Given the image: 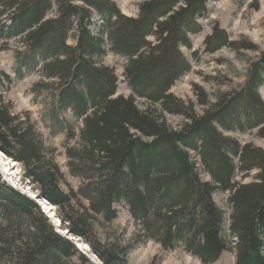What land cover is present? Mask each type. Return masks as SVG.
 I'll list each match as a JSON object with an SVG mask.
<instances>
[{
  "label": "trees",
  "instance_id": "16d2710c",
  "mask_svg": "<svg viewBox=\"0 0 264 264\" xmlns=\"http://www.w3.org/2000/svg\"><path fill=\"white\" fill-rule=\"evenodd\" d=\"M209 1L144 0L130 17L113 0H0V22H10L0 24V35L6 42L20 38L26 48L18 54L20 69L40 66L54 82L53 116L56 108L73 117L55 118L50 128L64 135L65 173L60 149L33 114L16 113L0 95V151L20 166L36 196L55 207L61 228L98 260L0 175V264H129L133 242L150 241L164 250L183 246L203 264L225 252L235 253L236 264H264V149L226 134L257 129L264 138V52L239 91L212 102L196 86L202 114L171 93L192 70L184 49L193 50L191 37L203 31L198 17L208 13ZM253 4L260 10L258 0ZM205 46L209 54L257 50L231 41L218 24ZM109 55L126 60L131 96L118 95V71L104 63ZM13 82L0 73V87ZM137 99L150 106L142 110ZM166 115L181 116L184 124L175 129ZM218 193L228 194L229 219ZM119 205L137 228L126 241L111 234Z\"/></svg>",
  "mask_w": 264,
  "mask_h": 264
},
{
  "label": "rangeland",
  "instance_id": "374dc122",
  "mask_svg": "<svg viewBox=\"0 0 264 264\" xmlns=\"http://www.w3.org/2000/svg\"><path fill=\"white\" fill-rule=\"evenodd\" d=\"M113 1L119 5L125 15L136 17L139 14L138 6L144 0ZM253 2L254 0L247 2L244 0H210L208 13L198 17L203 31L191 37L193 50L184 49L190 59L192 70L176 82L171 90V93L187 104L193 103L198 114H202L204 110L198 103L195 91L196 86L202 87L212 102H215L216 98L223 93H235L245 84L250 65L258 62L261 53L264 52V2L262 3L258 0L260 5V10L258 11L253 8ZM94 20L97 25H102L100 16L95 15ZM0 24H6L7 26L10 22H0ZM216 24L228 33L231 41L249 43L257 47V50L242 48L234 50L224 47L215 54L207 53L205 42L213 33V28ZM25 51L26 48L20 38L6 42L0 35V73L9 75L14 81L12 85L5 83L3 87H0V95H3L4 99L14 106L16 113L29 111L33 114V118L37 121L40 130L46 135L47 141L60 149L58 161L62 170L68 173L62 147L64 135L61 133L54 135L50 128L53 127L55 118H59V121H70L73 119L72 111L70 109L57 111L55 108V116H53V109L50 106L56 95L54 82L44 78L40 66L35 70H28L26 67L20 69V57L18 54ZM125 62V59L112 55L104 59L106 65L115 67L118 71L117 73L120 77L118 95L129 97L132 95V91L124 81ZM38 84L41 85L36 87ZM260 95L264 100V86L260 90ZM137 103L142 110L150 106L148 101L142 99H137ZM166 120L175 129H180L185 121L183 117L178 115H166ZM226 134L239 140L243 145L251 143L264 149V138L260 137L257 129L245 132H227ZM192 159L193 161L197 160L198 155L192 153ZM9 160L0 151V175L3 180L27 196L36 198V193L31 189V186L23 182L20 166ZM255 174L256 172L252 176ZM203 178L209 179L206 174H203ZM240 179L241 177H239ZM71 181L73 180L71 179ZM251 181L252 178L245 180L247 183ZM39 200L38 198L36 201L40 203ZM215 200L225 210L226 218L229 219L231 208L228 203V194L218 193L215 196ZM48 206L50 209L53 208L47 203H44L42 208L49 214ZM117 208L120 214L113 225L111 234L114 233L118 237L121 236L122 241L132 239L137 231L136 224L127 207L119 205ZM52 211H54V208ZM57 222L55 220L57 225L61 224ZM56 228L61 234L66 236V231L61 228V225ZM103 233L105 232L103 231ZM72 240L75 241V239ZM75 244L92 262H98L87 245L85 246L80 241H75ZM133 245L134 249L129 255V264H203L199 259L189 254L183 246H178L175 250H164L160 244L153 241L145 244L133 242ZM215 264H236V255L233 252H225Z\"/></svg>",
  "mask_w": 264,
  "mask_h": 264
},
{
  "label": "water",
  "instance_id": "95a60500",
  "mask_svg": "<svg viewBox=\"0 0 264 264\" xmlns=\"http://www.w3.org/2000/svg\"><path fill=\"white\" fill-rule=\"evenodd\" d=\"M9 159V158H8ZM9 161H13V163H16L14 160H9ZM17 164V163H16ZM16 166V165H15ZM32 199H34L35 201L38 199V197H36V198H32ZM40 201V205L41 206H44V203H47V204H50V203H48L47 201H45V200H39ZM43 202V203H42ZM53 206V205H52ZM53 208H54V212H55V207L53 206ZM44 209H45V207H44ZM45 213L47 214V216L52 220V223H53V225L54 226H56L57 227V224L55 223V220L53 219V218H51V216L47 213V211H45ZM54 215H56V213L54 214ZM57 219L59 220V218L57 217ZM60 221V220H59ZM61 223V222H60ZM61 225V224H60ZM58 231V230H57ZM59 232V231H58ZM60 233V232H59ZM66 236L68 237V238H70L71 237V235L68 233V232H66ZM72 239H75V238H72ZM75 241H77V242H79L80 240H78V239H75ZM86 245V244H85ZM79 248V247H78Z\"/></svg>",
  "mask_w": 264,
  "mask_h": 264
},
{
  "label": "bare ground",
  "instance_id": "6f19581e",
  "mask_svg": "<svg viewBox=\"0 0 264 264\" xmlns=\"http://www.w3.org/2000/svg\"><path fill=\"white\" fill-rule=\"evenodd\" d=\"M53 209V208H52ZM52 209H50V207L48 206V212L51 216V218L55 219L57 223H60L59 220L55 217V215H53L54 211H52ZM60 225H57V227H59ZM86 246V245H85ZM83 247V246H82ZM86 248V247H85Z\"/></svg>",
  "mask_w": 264,
  "mask_h": 264
},
{
  "label": "crops",
  "instance_id": "0c3cea01",
  "mask_svg": "<svg viewBox=\"0 0 264 264\" xmlns=\"http://www.w3.org/2000/svg\"><path fill=\"white\" fill-rule=\"evenodd\" d=\"M259 1H261L262 3L264 2V0H259Z\"/></svg>",
  "mask_w": 264,
  "mask_h": 264
}]
</instances>
